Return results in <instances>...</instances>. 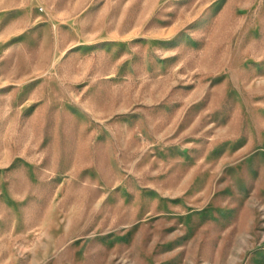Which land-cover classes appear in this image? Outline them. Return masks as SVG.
I'll return each instance as SVG.
<instances>
[{"label": "rangeland", "instance_id": "374dc122", "mask_svg": "<svg viewBox=\"0 0 264 264\" xmlns=\"http://www.w3.org/2000/svg\"><path fill=\"white\" fill-rule=\"evenodd\" d=\"M0 264H264V0H0Z\"/></svg>", "mask_w": 264, "mask_h": 264}]
</instances>
